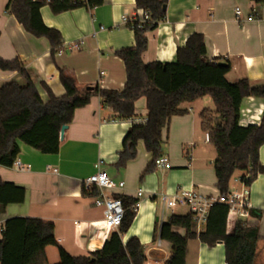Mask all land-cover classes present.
<instances>
[{
    "label": "crops",
    "instance_id": "obj_1",
    "mask_svg": "<svg viewBox=\"0 0 264 264\" xmlns=\"http://www.w3.org/2000/svg\"><path fill=\"white\" fill-rule=\"evenodd\" d=\"M103 1V5L94 10L80 8L59 15L52 13L49 6L42 7L44 24L58 30L63 37L62 50L52 58L49 42L27 33L6 12L9 0H0V57L8 62L16 59L23 62L44 103L48 101V94L42 84L57 97L65 94L59 80L62 70L75 81L82 94L93 92L95 87L125 89L127 72L115 53L134 47V32L127 27L126 20L131 22L138 18L140 10L135 0ZM254 6L250 0H167L165 19L155 31L147 34L149 41L143 62H175L177 50L185 46L190 36L200 34L205 38L208 60L230 63L231 70L226 76L229 83L248 80L253 87L264 86V22L243 19ZM236 8L243 10L240 20L236 19ZM79 41L84 45L70 50V46ZM11 81L25 85L18 73L0 71V88ZM208 97L181 105L185 114L174 117L164 133L163 156L169 159L172 168L155 169L145 177L142 176L152 155L146 152L143 142L138 143L134 160L124 169L116 168L118 153L132 124L129 119L118 120L96 95L86 107L75 112L58 155H42L20 144L22 152L18 159L31 169L21 172L0 167V179L23 188L26 200L21 205L0 207V241L6 221L24 217L52 223L58 244L73 257L100 250L118 230L107 232L103 228L104 209L95 205L96 197L84 196L83 191L84 182L96 173V165L102 163V169L113 180L125 184L124 189L112 192V196L136 200L139 189L144 190L135 221L123 236V242L138 238L144 247L146 264H165L172 248L160 239L158 229L172 216L184 217L190 210L176 207L163 213L162 196L184 189L206 197L219 195L213 168L216 151L205 142L201 129V112L213 110L210 106H214L210 97L212 102L206 100ZM136 105L132 119L147 118L146 100L142 98ZM263 114L264 99H244L241 127L259 125ZM260 162L264 165V146L260 149ZM234 179L231 188L239 189ZM250 191L251 211L262 215L258 219L250 216L245 223L248 227L254 226L259 233L254 264H264V175L251 184ZM176 232L185 234L183 230ZM159 240L161 248L157 247ZM192 241H195L193 254L189 244ZM192 241L188 243L186 264H226L223 244L209 248L197 239ZM57 254L53 247L46 249L49 264L59 263ZM191 255H194L193 260Z\"/></svg>",
    "mask_w": 264,
    "mask_h": 264
},
{
    "label": "trees",
    "instance_id": "obj_2",
    "mask_svg": "<svg viewBox=\"0 0 264 264\" xmlns=\"http://www.w3.org/2000/svg\"><path fill=\"white\" fill-rule=\"evenodd\" d=\"M259 9L264 0H250ZM6 12L22 25L24 30L36 38L46 39L51 46L52 58L63 47L60 32L49 28L42 20L41 9L49 6L52 13L59 15L80 8L94 10L101 7L103 0H9ZM138 10L146 11L150 21L142 28L131 21L127 27L134 32L133 48L115 53L125 66L126 83L122 91L103 90L80 93L75 81L64 70L59 80L65 90L61 97L42 84L48 94L44 103L37 88L19 59L8 62L0 57V71L16 72L25 81L21 85L11 81L0 88V167L13 168L24 144L42 155H58L62 141L60 133L69 126L78 109L86 107L91 98L99 96L106 107H110L118 120H128L136 113V103L146 100L148 123L132 126L122 143L116 168L124 169L137 156L139 142H143L152 160L143 176L152 173L155 161L163 156L164 133L170 121L185 114L183 103H192L210 97L214 110L205 109L200 114L201 129L209 134V144L216 151L213 163L219 194H226L236 175L249 174V186L260 175L264 165L260 162V149L264 146V114L259 125L241 127V107L249 97L264 99V86L253 87L248 80L229 83L226 79L231 70L229 62L220 63L206 58L207 46L203 35L194 34L184 47L177 50L172 63L153 62L145 64L143 54L148 48L147 34L158 28L166 17L167 0H135ZM84 196L98 197L99 192L83 191ZM123 203L125 215L117 232L112 233L103 247L87 256L73 257L57 242L54 225L40 219L14 218L6 221L0 241V264H49L46 249L56 247L58 264H146L144 247L134 237L123 242L135 221L136 200L113 195ZM26 200L23 188L0 179V207L21 205ZM261 213L251 211L250 216L261 218ZM159 229V237L171 245L170 258L165 264H186L188 243L199 240L209 248L223 244L226 264H254L257 257L259 233L237 219L228 207L216 204L211 210L204 230L199 236L194 232L193 215L172 216ZM183 230L184 236L177 233Z\"/></svg>",
    "mask_w": 264,
    "mask_h": 264
},
{
    "label": "built area",
    "instance_id": "obj_3",
    "mask_svg": "<svg viewBox=\"0 0 264 264\" xmlns=\"http://www.w3.org/2000/svg\"><path fill=\"white\" fill-rule=\"evenodd\" d=\"M33 2H40L41 0H32ZM47 3L50 0H46ZM235 16L237 20L243 18V10L236 8ZM245 22H264V7L259 9L254 6L248 15L243 18ZM133 21L138 22V28H142L146 22L150 21V15L146 11L140 10V15ZM129 21L126 20V24ZM103 30L104 28H100ZM84 45L83 41H79L76 44L70 46V50H78ZM62 48L59 50V52ZM58 52V53H59ZM132 126H143L148 123V119H129ZM205 142L209 143V134H205ZM155 167L158 170H170L171 164L168 158L161 156L155 161ZM13 168L25 172L31 168L28 165H24L19 159H17ZM96 173L88 178L84 182V190L86 192H92L97 189L99 196L95 199V205L104 209V220L102 222L103 228L107 232L117 231L124 219L125 209L123 203L119 199H115L112 196V192L120 189H124L125 184L123 182H116L102 169V163L96 165ZM57 172V170H54ZM249 174L240 176L234 179L235 183L239 184V189L230 188L226 194H219L217 197H206L196 193L194 190H181L172 194H165L162 196L161 201L163 204V213L176 207H187L190 210V214L193 215L194 232L197 236L201 234L207 223L210 210L216 204H221L228 207L229 211L237 217L238 220L245 222L250 217V186L247 184L249 181ZM144 195V190L138 191L136 205L133 209L135 211L140 207L141 199ZM163 217V216H162ZM162 241L157 242V247L161 248Z\"/></svg>",
    "mask_w": 264,
    "mask_h": 264
},
{
    "label": "rangeland",
    "instance_id": "obj_4",
    "mask_svg": "<svg viewBox=\"0 0 264 264\" xmlns=\"http://www.w3.org/2000/svg\"><path fill=\"white\" fill-rule=\"evenodd\" d=\"M206 100H208V102H212L211 101V99L208 97V98H206ZM212 104V103H211ZM210 107H212V109L214 110V106L213 105H211ZM192 241V240H191ZM190 244V250H191V252H192V254H193V252H194V248H195V241H192V242H190L189 243ZM54 248V250H56V254H57V248L56 247H53ZM58 255V254H57ZM194 255H191V260H193L194 259V257H193ZM58 262H56V264H57ZM53 264H55V263H53Z\"/></svg>",
    "mask_w": 264,
    "mask_h": 264
},
{
    "label": "water",
    "instance_id": "obj_5",
    "mask_svg": "<svg viewBox=\"0 0 264 264\" xmlns=\"http://www.w3.org/2000/svg\"><path fill=\"white\" fill-rule=\"evenodd\" d=\"M165 10H166V7H165ZM89 90H92V88H89ZM68 129V126H64L61 130V133H60V139L61 141L64 139V134L66 132V130Z\"/></svg>",
    "mask_w": 264,
    "mask_h": 264
}]
</instances>
